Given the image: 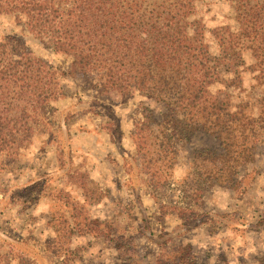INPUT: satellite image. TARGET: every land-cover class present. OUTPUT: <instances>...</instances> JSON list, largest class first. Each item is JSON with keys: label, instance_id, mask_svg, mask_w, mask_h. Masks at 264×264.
<instances>
[{"label": "rangeland", "instance_id": "374dc122", "mask_svg": "<svg viewBox=\"0 0 264 264\" xmlns=\"http://www.w3.org/2000/svg\"><path fill=\"white\" fill-rule=\"evenodd\" d=\"M196 4L214 55L225 29L238 38L242 22L258 20L254 14L264 22V0ZM9 36L65 73L59 78L65 96L51 103L47 133H37L21 157H0V264H152L163 247L178 245L190 246L200 264H258L264 253V140L253 164L239 168L236 184L208 187L206 173L193 174V159L204 149L222 151L218 140L196 132L167 149L159 103L137 94L125 100L115 92L98 95L81 76L66 74L70 56L45 48L14 17L0 16V41ZM263 38L244 41L242 65L224 63L212 85L231 112L260 114L264 64L257 65L252 49ZM146 114L152 122H144ZM193 179L207 189L198 198Z\"/></svg>", "mask_w": 264, "mask_h": 264}, {"label": "trees", "instance_id": "16d2710c", "mask_svg": "<svg viewBox=\"0 0 264 264\" xmlns=\"http://www.w3.org/2000/svg\"><path fill=\"white\" fill-rule=\"evenodd\" d=\"M196 1L0 0V16L14 17L45 48L70 56L66 74L81 76L98 95L115 92L125 100L137 94L159 103L165 111L159 126L167 149L172 140L188 142L196 132L214 137L222 151L196 152L193 174L206 173L208 187L232 186L239 168L253 164L256 146L264 140V98L257 117L245 115L243 109L231 112L212 85L220 80L224 63L242 65L239 46L259 41L264 22L259 12L254 14L258 20L242 22L244 33L238 38L225 29L219 36V54L214 55L196 19ZM260 44L252 53L261 66L264 38ZM63 75L33 57L18 38L0 41V157H21L37 133L49 131L51 103L65 96L59 85ZM146 121L153 117L146 114ZM192 182L198 198L207 189L204 182ZM71 218L78 226L77 216ZM258 260L264 264V253ZM152 264L200 263L190 246L178 245L163 247Z\"/></svg>", "mask_w": 264, "mask_h": 264}, {"label": "crops", "instance_id": "0c3cea01", "mask_svg": "<svg viewBox=\"0 0 264 264\" xmlns=\"http://www.w3.org/2000/svg\"><path fill=\"white\" fill-rule=\"evenodd\" d=\"M39 256H40L41 258L43 257L42 254H40ZM39 260H41V259H39ZM37 263H38V262H37Z\"/></svg>", "mask_w": 264, "mask_h": 264}]
</instances>
